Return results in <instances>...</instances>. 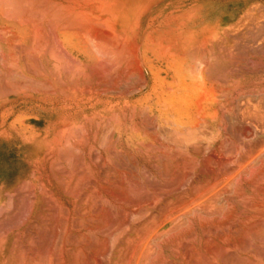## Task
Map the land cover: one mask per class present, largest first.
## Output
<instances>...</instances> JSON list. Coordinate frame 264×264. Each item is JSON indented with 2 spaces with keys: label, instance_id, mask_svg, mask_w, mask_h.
Masks as SVG:
<instances>
[{
  "label": "rangeland",
  "instance_id": "1",
  "mask_svg": "<svg viewBox=\"0 0 264 264\" xmlns=\"http://www.w3.org/2000/svg\"><path fill=\"white\" fill-rule=\"evenodd\" d=\"M12 1H0L15 14H0V264H264V6L249 0L219 28L197 25L194 0H62L112 40L78 30L102 61L81 80L52 42L59 21L38 18L46 4ZM115 40L125 59L108 52ZM208 96L217 120L190 126Z\"/></svg>",
  "mask_w": 264,
  "mask_h": 264
},
{
  "label": "bare ground",
  "instance_id": "2",
  "mask_svg": "<svg viewBox=\"0 0 264 264\" xmlns=\"http://www.w3.org/2000/svg\"><path fill=\"white\" fill-rule=\"evenodd\" d=\"M0 1H2V0H0ZM12 1V0H11ZM20 1H22V0H20ZM24 2H27L28 3V0H23ZM42 2H44L46 5V7H44V6H41V9H40V11L41 12H39L38 11V8L40 7V5L39 6H37V8L36 9H34L36 6H30L31 8H29V11H30V13H31V10L30 9H32V11H33V14H34V12L36 13V15L39 13H42V14H40V17H38V18H41V19H54V21L56 20V21H59V23H56V27H55V31H56V36H54V35H51V37L52 36H54V40L52 39V42L53 41H55V39L57 38V36L59 37V41L61 42L60 43V46H61V49L64 51H62L61 52V50H59L61 53V56L62 55H64L65 57L63 58V59H65V60H68V62L66 61L65 62V66H67V64L69 63V61H70V59H72L73 61H75L76 63H75V66L77 67L76 69L74 68L75 66L74 65H72L70 68H74V70H79V73L81 72V75L80 76H82V77H80V79L82 80V78L83 77H86V75H88L89 73H94V71H93V66H94V63H96V62H101L102 63V61H97L98 59H99V55L98 56H96V57H98V59L96 58V57H94V52H95V54L98 52H96L94 49V52L92 53V50L90 49H88V47L90 46H86V40H85V37H86V39H88L89 38V36H88V34H87V32L89 33V35H90V38H92L91 40H95V41H97L96 42V44H95V41L94 42H92V41H89V42H92L93 44H95V46H97V43L98 42H104L105 40H104V36H105V34L106 33H108V32H106L105 33V31H104V27H100L99 25L98 26H96V24L95 23H98V21H100V20H92L91 18H89V17H84V11H83V9H80L79 8V10H71V8H73L72 7V5H73V1L72 2H69V3H64L62 0H41ZM41 1H40V3H41ZM56 1V2H55ZM78 1V0H77ZM87 1H89V0H87ZM87 1H85V2H87ZM92 1H95L96 2V0H92ZM102 1V0H101ZM105 1V0H104ZM3 2H5V3H7L8 2V0H3ZM9 2H10V0H9ZM32 2L34 3H36L37 1H34V0H32ZM84 2V3H85ZM94 2V3H95ZM13 3V1L12 2H10V5ZM14 3H15V1H14ZM31 3V2H30ZM43 3V4H44ZM82 3H83V1H82ZM88 4V3H87ZM104 4H106V3H104ZM20 5V4H19ZM30 5V4H29ZM28 5V6H29ZM32 5V4H31ZM34 5V4H33ZM38 5V4H37ZM83 6L84 4H80L79 6ZM92 5V4H91ZM98 5H99V0H98ZM100 5H102V3L100 4ZM107 5H109V3H107ZM6 6H7V4H6ZM16 6H17V3H16ZM73 6H75V5H73ZM24 7V6H23ZM32 7H34V8H32ZM42 7H44L43 9H42ZM76 7V6H75ZM1 8H2V6H1ZM22 8V7H21ZM87 8H89V7H87ZM84 9V10H88V9ZM18 9H20V8H18ZM26 9H27V7H26ZM35 11H34V10ZM3 10V9H2ZM1 10V11H2ZM7 10H10L9 8L7 9ZM6 9H4V11L6 12L7 11ZM22 10H23V8H22ZM3 11V15H4V12ZM17 11H19V10H17ZM24 11V10H23ZM23 11H21V9H20V12H23ZM28 11V12H29ZM36 11H38V13L36 12ZM91 11V10H90ZM96 11H98V7H97V9H96ZM8 13H9V11H7ZM11 12L13 13V16L15 15L14 14V12L12 11V9L10 10V13L9 14H11ZM1 13V12H0ZM8 13H5V14H8ZM15 13H16V11H15ZM17 13H19V12H17ZM87 13V12H86ZM90 13H94V12H90ZM21 14V16H19V18H20V20L22 21V23H24V25H23V28H24V35L25 36H28V34L30 33V24H32V22H34V21H30V20H26V17L25 16H23L24 15V13L22 14V13H20ZM19 14V15H20ZM91 14V16H93ZM2 15V14H1ZM25 15H26V11H25ZM35 14H34V16H36ZM39 16V15H38ZM42 16H43V18H42ZM94 16H96V14L94 15ZM98 16V15H97ZM104 16V15H103ZM18 17V16H17ZM99 17H102V16H98V18ZM106 17H108V16H105V18ZM12 18V17H11ZM37 18V17H36ZM37 18V20H38V22L39 23H35V26H34V24L32 25V27L34 26V29H35V33H34V35H33V44H34V46H35V48H36V46L38 47V44H40V41H39V38H40V35H41V33H42V28H44V27H42L41 26V23H43V22H41L40 20L41 19H38ZM97 18V17H96ZM102 18H104V17H102ZM15 19V18H14ZM23 19H25V20H23ZM94 19V18H93ZM112 19V18H111ZM139 19V18H138ZM107 20V19H106ZM110 20V19H109ZM108 20V21H109ZM113 20V19H112ZM21 21H19V22H21ZM24 21V22H23ZM28 21H30L31 23L29 24L28 23ZM44 21V20H43ZM49 21V20H48ZM103 21V20H102ZM107 21V22H108ZM36 22V21H35ZM47 21H45V25L46 24H48V25H52L51 23H46ZM50 22V21H49ZM114 22V21H113ZM100 24V23H99ZM136 24V23H135ZM48 25H46V28H47V26ZM103 25V24H102ZM108 25V24H107ZM54 26V25H53ZM137 26V25H136ZM100 28H102L103 30H101ZM100 29V30H99ZM8 30V29H7ZM37 30V31H36ZM78 30H86L87 32H86V34H85V37H84V35L83 34H81V35H83V37H84V39H82V36L80 35V32H78ZM103 31V32H102ZM34 32V31H33ZM51 32V31H50ZM113 32V31H112ZM7 33H9V32H7ZM85 33V32H84ZM45 34V33H44ZM51 34V33H50ZM81 36H79V35ZM16 35V34H15ZM49 35V34H48ZM109 35H111V33L109 34ZM113 35V34H112ZM116 35V34H115ZM43 36V35H42ZM87 36H88V38H87ZM108 36V35H107ZM44 38H42L43 40H44V42H46L45 41V35L43 36ZM56 37V38H55ZM112 38H113V36H112ZM116 38H118V36H116ZM122 39H124L123 37H121ZM210 38L211 39H214V37L213 36H210L209 35V37H204L203 39H204V41H202V43L201 44H203V45H206V44H209V43H211L209 40H210ZM41 39V40H42ZM114 39V38H113ZM119 39H120V37H119ZM122 39H120V41L122 40ZM161 39V38H160ZM19 40V39H18ZM38 40V41H37ZM48 40V39H47ZM51 40V39H50ZM107 40V39H106ZM111 40V39H110ZM9 41V40H8ZM11 41V40H10ZM84 41H86V42H84ZM109 41V40H108ZM112 41V40H111ZM111 41H109L108 43H107V41L105 42L106 44H102L101 46L103 47V45H107L108 44V48H109V44L111 43ZM125 41V40H124ZM15 42V41H14ZM88 42V43H89ZM115 44H113L114 45V51L113 50H108L106 47H104L103 48V50H108V52L109 51H112V54L114 53L115 55H116V57H114L115 58V61L116 60H118V58H120L121 57V55H120V53H118L119 52V48H118V46H117V42H119L118 40L116 41L115 40ZM161 42V41H160ZM10 44L12 43V42H9ZM51 43V42H50ZM100 43H98V45H100ZM14 44V43H13ZM30 44H32V43H30ZM37 44V45H36ZM46 44V43H45ZM54 44H56V41H55V43ZM54 44H52V45H54ZM59 44V43H58ZM122 46H123V42H122V44H121ZM120 45V47H122ZM129 45V44H128ZM170 45V44H169ZM198 45H200V44H198ZM42 46H44L45 47V49H46V46H47V44H46V46L44 45V43H43V45ZM60 46H58V47H60ZM94 45H91V47L92 48H94L93 47ZM101 46H99V51L100 52H102V48H100ZM115 46H117V48H115ZM126 46V45H125ZM162 46V45H161ZM164 46V45H163ZM162 46V47H163ZM197 46V45H196ZM223 47H224V45H222ZM19 47V46H18ZM57 47V46H56ZM131 47V46H130ZM197 47H199V46H197ZM202 47V46H201ZM42 48L43 47H39V49H40V51H42ZM53 48V47H52ZM112 48V49H113ZM163 48H165V46L163 47ZM219 48H220V46H219ZM222 48V47H221ZM31 49V48H30ZM44 49V50H45ZM97 49H98V47H97ZM117 49V50H116ZM124 49V48H123ZM137 49V48H136ZM170 49V48H169ZM168 49V50H169ZM31 50H33L34 52H35V49H31ZM37 51H39L38 49H36ZM106 50V51H107ZM175 50V49H174ZM46 51V50H45ZM51 51H53L54 52V50H51ZM51 51H50V53L49 52H47V53H49L50 55L53 53H51ZM91 51V52H90ZM105 51V52H106ZM127 51V50H126ZM132 51V50H131ZM165 51V50H164ZM195 51V50H194ZM201 51V50H200ZM204 51V50H203ZM202 51V52H203ZM207 51L209 52V50L207 49ZM58 52V51H57ZM197 52V51H196ZM38 53V52H37ZM66 53V54H65ZM92 53V54H91ZM138 53H139V51H138ZM161 53V52H160ZM165 53V52H164ZM163 53V54H164ZM171 53H172V51H171ZM192 53V52H191ZM204 53V52H203ZM229 53V52H228ZM98 54V53H97ZM110 53H108V55H109ZM114 54H113V56H114ZM118 54V55H117ZM135 54V53H134ZM168 54H170V53H168ZM173 55H175L176 54V52H175V54L174 53H172ZM186 54V53H185ZM193 54V53H192ZM104 55H107L106 53L104 54ZM111 55V54H110ZM178 55V54H177ZM177 55H175V57H177L176 59L177 60H179V56H177ZM194 55V54H193ZM9 56H11V55H9ZM14 56V55H13ZM52 56H54V54L52 55ZM51 56V57H52ZM103 56V55H102ZM168 56V55H167ZM180 56H182V55H180ZM57 57H60V55L59 56H57V54H56V56H55V60L57 59ZM63 57V56H62ZM61 57V58H62ZM69 57V58H68ZM169 57H171L172 59H173V57L172 56H169ZM191 57V56H190ZM197 57V56H196ZM196 57H195V60H197L196 59ZM52 58H54V57H52ZM102 58V57H101ZM100 58V59H101ZM121 58H126L125 56L124 57H121ZM130 58V57H129ZM103 59V58H102ZM101 59V60H102ZM140 59V58H139ZM169 60H170V58H168ZM194 59V58H193ZM201 59V58H200ZM54 60V61H55ZM132 60V59H131ZM138 60V59H137ZM202 60V59H201ZM201 60H200V62H201ZM207 61V65H208V59H206ZM231 60V59H230ZM57 61H59V59L57 60ZM73 61H71L72 63H73ZM105 61V60H104ZM120 61H122L121 59H120ZM160 62L157 64L158 66H156L155 64H153L152 62H150V61H148V64L150 65V68L151 69H155L156 70V73L155 72H153V71H151L152 73H151V75H152V77L154 78V76L155 77H157V75L160 73V72H162V70L160 69V65H162V63H163V61H164V57H160V60H159ZM197 61H199V60H197ZM114 62V61H113ZM129 62V61H128ZM127 62V63H128ZM131 62V61H130ZM166 62H167V60H166ZM176 62H178V61H176ZM195 62V61H194ZM205 62V61H204ZM211 62V61H210ZM17 63V62H16ZM59 63V62H58ZM64 63V62H63ZM67 63V64H66ZM108 63V62H107ZM117 63V67H115L116 68V71H117V75H121V74H118V72L121 70V67H122V65H123V63L124 62H116ZM137 63H139V62H137ZM173 63H175V62H173ZM15 64V63H14ZM53 64V63H52ZM70 64V63H69ZM68 64V65H69ZM114 64V63H113ZM171 64V63H170ZM194 64V63H193ZM54 65V64H53ZM125 65V64H124ZM129 65H131V64H129ZM133 65V64H132ZM19 66V65H18ZM64 66V65H63ZM135 66H137L138 67V64L137 65H135ZM175 65H173L172 64V69H177V65L174 67ZM212 66V65H211ZM214 66V65H213ZM39 67V66H38ZM37 67V68H38ZM54 67V66H53ZM52 67V68H53ZM58 67V66H57ZM125 67V66H124ZM129 67V66H128ZM199 67V66H198ZM201 67V66H200ZM199 67V68H200ZM33 68V67H32ZM49 68V67H48ZM56 68V67H55ZM63 67H61V69H62ZM70 68H68V69H70ZM113 68V67H112ZM115 68H113V69H115ZM127 68V67H126ZM140 68V67H139ZM192 68V67H191ZM190 68V69H191ZM199 68H198V70H199ZM40 69H41V66H40ZM109 69H111V68H109ZM164 69V68H163ZM205 69V68H204ZM230 69V68H229ZM51 70V69H50ZM56 70H57V68H56ZM71 70H73V69H71ZM77 70V71H78ZM96 70V69H95ZM112 70V69H111ZM207 70V69H206ZM32 71V70H31ZM49 71V70H48ZM54 71H55V69H54ZM93 71V72H92ZM123 71H125V70H123ZM178 71V70H177ZM33 72V71H32ZM51 72V71H50ZM49 72V73H50ZM70 72V71H69ZM72 72V71H71ZM98 72V71H97ZM111 72V71H110ZM113 72V71H112ZM121 72H122V70H121ZM139 72L141 73L142 72V70L140 71L139 70ZM159 72V73H158ZM164 72H166V73H168V70H165ZM58 73H59V70H58ZM99 73H101V72H99ZM98 73V75H100ZM114 73V72H113ZM127 73V72H126ZM129 73H131V72H129ZM133 73V72H132ZM198 73V72H197ZM22 74V73H21ZM68 74V73H67ZM97 74V73H96ZM101 74H103V73H101ZM105 74V73H104ZM103 74V75H104ZM134 74V73H133ZM36 75V74H35ZM90 75V74H89ZM106 75V74H105ZM132 75V74H131ZM171 75V74H170ZM206 75V74H205ZM75 76V75H74ZM114 76L116 77V74H114ZM126 76V75H125ZM130 76V75H129ZM141 76V75H140ZM173 76V75H172ZM193 76H195V75H193ZM105 77H107V76H105ZM109 77V76H108ZM166 77V76H165ZM167 77H168V75H167ZM197 77V76H196ZM125 78V77H124ZM143 78V77H142ZM145 78V77H144ZM142 79V80H145V79ZM198 78V77H197ZM207 78V77H206ZM221 78V77H220ZM78 79V78H77ZM174 79V78H173ZM219 79V78H218ZM155 80V79H154ZM146 81V80H145ZM145 81H142V82H145ZM161 81L164 83V78H162L161 79ZM220 81V80H219ZM75 82H77V80L75 81ZM74 82V83H75ZM82 82V81H81ZM147 82V81H146ZM203 82V81H202ZM148 83V82H147ZM109 84H110V82H109ZM108 84V85H109ZM191 84V83H190ZM193 84V83H192ZM196 84V83H195ZM88 85V84H87ZM146 85V84H145ZM164 85L165 84H162V87H164ZM194 85V84H193ZM207 85V84H206ZM41 86V85H40ZM64 86V85H63ZM76 86V85H75ZM106 86V85H105ZM166 86V85H165ZM196 85H194V87H195ZM201 86V85H200ZM48 87H49V85H48ZM65 87V86H64ZM68 87V86H67ZM66 87V88H67ZM88 87V86H87ZM107 87V86H106ZM106 87H104V88H106ZM203 87V86H202ZM70 88V87H69ZM168 88V87H167ZM57 89V88H56ZM110 90H112V88H109ZM109 89H107V90H109ZM114 89V88H113ZM170 89V88H169ZM196 89V88H195ZM194 89V90H195ZM201 89V88H200ZM99 90V89H98ZM97 90V91H98ZM131 90V89H130ZM193 90V91H194ZM205 90V89H204ZM203 90V91H204ZM211 90V89H210ZM59 91V90H58ZM60 91H61V89H60ZM59 91V92H60ZM99 91H101V90H99ZM202 91V92H203ZM207 91V90H206ZM205 91V92H206ZM52 92H54V91H52ZM62 92V91H61ZM60 92V93H61ZM86 92V91H85ZM115 92V91H114ZM152 92H154V91H152ZM196 92V91H195ZM212 92V91H211ZM74 93V92H73ZM155 93V92H154ZM149 94V93H148ZM69 95V94H68ZM205 95V94H204ZM208 95V94H207ZM72 96V95H71ZM215 96V95H214ZM81 97V96H80ZM195 97V96H194ZM200 97V96H199ZM68 98V97H67ZM70 98V97H69ZM74 98H77V97H74ZM173 99V98H172ZM185 99V98H184ZM173 100H175V101H178L179 100V98L177 97L176 99H173ZM199 100H202V99H199ZM128 101V100H127ZM195 102H197V101H195ZM203 102V101H202ZM83 103V102H82ZM163 103V104H162ZM154 104H157V106H158V104L159 105H162V106H165L164 104H166V100L165 99H162V98H160L159 97V95H158V93H157V95H155V100H154ZM177 104H178V102H177ZM201 104V103H200ZM181 105H182V103H181ZM196 105V107H195V109H197V110H195V109H193V110H195V112L193 111V110H191V111H193V112H191V114H189V115H186L190 120H193L194 122H192V123H190V126L194 123L195 124V122L198 120V119H200L201 117H203L205 120L207 119V120H210L212 123H215V121L217 120V113H216V107L214 106V100H212V99H210L209 98V96L208 97H205V100H204V102L202 103V105H197V104H195ZM172 107H177L176 105H174V104H172L171 105ZM198 107H200L199 109H198ZM188 108H189V106H188ZM193 108V107H192ZM219 108V107H218ZM222 108V107H221ZM225 108V107H224ZM261 109V108H260ZM221 110V109H220ZM132 111H133V109H132ZM160 113H164V112H161L160 110H158ZM258 111V110H257ZM172 114H174V118H175V120H174V123H175V121H176V123L177 124H179L180 123V118L182 117V112L180 113V110L179 111H176V112H174V113H172ZM184 114V113H183ZM221 115V114H220ZM255 115H257V113L255 114ZM259 115V114H258ZM260 116H262L261 114H260ZM185 117V116H184ZM221 117V116H220ZM257 117V116H256ZM258 118H259V116H258ZM261 118V117H260ZM188 119V120H189ZM262 119V118H261ZM142 120V119H141ZM147 120V119H146ZM184 120V119H183ZM187 120V119H186ZM196 120V121H195ZM203 120V119H202ZM220 120H222V118L220 119ZM259 121V120H258ZM150 122H152L151 120H150ZM198 123H199V120L197 121ZM197 122H196V124H197ZM221 123V122H220ZM189 124V123H188ZM183 124H181L180 126H182ZM153 126V125H152ZM179 126V127H180ZM194 126H196V125H194ZM193 125H192V127H194ZM202 126V125H201ZM156 127V126H155ZM195 128V127H194ZM159 129H160V127H159ZM187 129V127L185 128V130ZM189 129V128H188ZM192 129V128H191ZM193 130V129H192ZM195 130V129H194ZM209 130V129H208ZM207 130V131H208ZM103 131V130H102ZM202 131V130H201ZM111 132H112V130H111ZM143 132V131H142ZM189 132H191V131H188V134L190 135V133ZM194 132V131H193ZM193 132H192V135H193ZM204 132V131H203ZM206 132V131H205ZM218 132V131H217ZM185 133H187L186 131L184 132V134ZM183 134V133H182ZM105 135V134H104ZM188 135V136H189ZM212 135V134H211ZM214 135V134H213ZM109 136V135H108ZM203 137V136H202ZM208 137H209V135H208ZM212 137V136H211ZM183 138H184V136H183ZM186 138V137H185ZM187 139V138H186ZM189 139H190V137H189ZM105 140H108V137H107V139H105ZM173 140V139H172ZM188 140V139H187ZM195 140H197V138L195 139ZM194 140V141H195ZM206 140V139H205ZM115 141V140H114ZM147 144H149V143H147ZM193 144V143H192ZM150 145V144H149ZM164 145V144H163ZM219 145H221V144H219ZM148 148V147H147ZM193 148H195V147H193ZM212 149V148H211ZM168 153V152H167ZM186 155H188V153L186 154ZM185 155V156H186ZM161 159V158H160ZM184 162V161H183ZM166 163V162H165ZM221 163V162H220ZM206 165V164H205ZM207 165H209V164H207ZM206 165V166H207ZM207 168V167H206ZM211 168V167H210ZM209 169V168H208ZM212 171V170H211ZM237 176H240V175H237ZM236 178H238V177H236ZM261 213V212H260Z\"/></svg>",
  "mask_w": 264,
  "mask_h": 264
},
{
  "label": "crops",
  "instance_id": "3",
  "mask_svg": "<svg viewBox=\"0 0 264 264\" xmlns=\"http://www.w3.org/2000/svg\"><path fill=\"white\" fill-rule=\"evenodd\" d=\"M258 3H261L264 6V0H258ZM194 4H195V8H200V15L199 18H197L198 20L197 25H202V23H204V24L216 25L220 28L222 26H227L231 21V19L234 17V14L241 12L242 9L248 6L249 0H194ZM6 8L3 7L1 8V10L3 9L4 11V9ZM3 11H1L0 14L3 15ZM0 17H1L0 19H4L2 18V16ZM3 23L4 21L0 22V45L5 44V40H7V38L9 37L8 36L9 33H7L9 31L7 30L9 27H7V25H3ZM17 25L19 27L20 25L19 21ZM13 33L15 39V37H17L15 35L16 32L13 31ZM214 35L215 33L212 34L211 31V36L214 37Z\"/></svg>",
  "mask_w": 264,
  "mask_h": 264
}]
</instances>
